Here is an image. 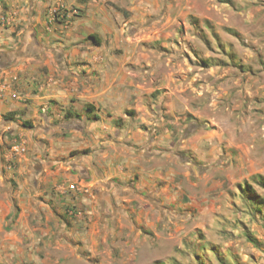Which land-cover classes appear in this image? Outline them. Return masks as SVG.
<instances>
[{
  "label": "rangeland",
  "instance_id": "1",
  "mask_svg": "<svg viewBox=\"0 0 264 264\" xmlns=\"http://www.w3.org/2000/svg\"><path fill=\"white\" fill-rule=\"evenodd\" d=\"M101 3L115 26L101 38L105 52L131 81L113 106L117 143L79 147V133L104 122L78 105L50 120L33 158L47 161L58 142L59 157L76 162L64 185L81 186L73 175L84 161L102 172L120 166L122 175L68 194L92 201L90 214L84 203L67 213L94 233L42 255L64 258L57 264H264V204L256 212L241 190L249 184L264 199L256 179L264 178V0Z\"/></svg>",
  "mask_w": 264,
  "mask_h": 264
},
{
  "label": "crops",
  "instance_id": "2",
  "mask_svg": "<svg viewBox=\"0 0 264 264\" xmlns=\"http://www.w3.org/2000/svg\"><path fill=\"white\" fill-rule=\"evenodd\" d=\"M72 6L79 11L74 16L69 12ZM1 17L10 20L6 25L0 22V264H57L64 258L42 251L59 249L64 243L70 246V239H91L93 229L76 224L67 212L71 205L84 203L90 214L92 201L80 197L75 203L69 192L60 190L71 177L69 166L76 162L59 157L64 148L58 142L51 144L47 161L41 164L33 158L39 152L35 145L52 131L50 120L84 104L92 106V114L104 125L80 132L79 147L93 141L102 144L103 138L115 145L113 106L121 98L119 88L131 81L119 78L122 68L105 52L101 38H110L115 26L101 0H0ZM99 25L104 35L95 31ZM23 122L32 127H23ZM39 132L42 135L36 137ZM16 138L32 150L28 158L10 167L6 154ZM81 165L73 176L93 191L122 175L120 166L106 165L109 171L102 172L99 168L105 165L100 167L99 162ZM151 173L157 179L155 186L159 174ZM53 187L58 193L49 191Z\"/></svg>",
  "mask_w": 264,
  "mask_h": 264
},
{
  "label": "built area",
  "instance_id": "3",
  "mask_svg": "<svg viewBox=\"0 0 264 264\" xmlns=\"http://www.w3.org/2000/svg\"><path fill=\"white\" fill-rule=\"evenodd\" d=\"M10 19L5 17H1L0 22L3 25L8 24ZM26 144L23 140L14 139L10 144L7 154H6V161L8 165L12 167L15 163L19 162L26 154ZM60 190H64L65 192L69 193H87L88 188L81 185L78 186L76 183L66 184L65 186L61 187Z\"/></svg>",
  "mask_w": 264,
  "mask_h": 264
},
{
  "label": "trees",
  "instance_id": "4",
  "mask_svg": "<svg viewBox=\"0 0 264 264\" xmlns=\"http://www.w3.org/2000/svg\"><path fill=\"white\" fill-rule=\"evenodd\" d=\"M84 109H85V112L87 114H92V106L89 105V104H85L84 106ZM79 117L78 114H75V113H72L70 111H67L65 113V116L64 118L66 119H70V118H77ZM90 117V116H88ZM92 119L94 120H98V117L96 115H93L92 114ZM23 127H26V128H31V124L29 122H23L22 123ZM256 179H257V183L259 184V186H261L262 188H264V178H262L261 176L257 175L256 176ZM242 190V193L246 196L245 198L251 200V202H247L248 203V206H252V208L256 211V212H260L259 210V207L262 206L264 204V199L263 198H260V196H258L256 193H255V190L252 188L251 185L249 184H245L243 186V188H241ZM249 237V236H247ZM248 240L255 244V240H253L252 238H248ZM198 264H203L200 260L197 262ZM157 264H162V263H157Z\"/></svg>",
  "mask_w": 264,
  "mask_h": 264
}]
</instances>
